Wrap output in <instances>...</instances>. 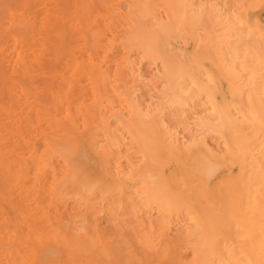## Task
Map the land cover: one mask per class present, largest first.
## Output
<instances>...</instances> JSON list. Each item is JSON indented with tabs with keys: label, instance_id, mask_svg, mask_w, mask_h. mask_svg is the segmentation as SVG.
I'll list each match as a JSON object with an SVG mask.
<instances>
[{
	"label": "bare ground",
	"instance_id": "6f19581e",
	"mask_svg": "<svg viewBox=\"0 0 264 264\" xmlns=\"http://www.w3.org/2000/svg\"><path fill=\"white\" fill-rule=\"evenodd\" d=\"M65 1H67V0H11V1L2 0V2H0V13L3 15V17L2 16L1 17L3 19L6 18L5 22L3 20H2L3 22L1 21L2 18L0 19V21H1L0 22V41H2V39H3V41L6 40L5 41L6 43L3 42L5 44H3V43H2L3 45L0 44V46H1L0 47V83L4 79L5 75H8V76L11 75V79H9L8 82L4 81V83H6L5 85H0V111H1L2 116L4 117L3 119H0V237H2V238L6 237L8 239V242L6 245H8V243H9L8 246L10 247L11 252H13V254L15 256L14 259L12 257L8 261L9 262L15 261V260L17 261L19 259V261H17L16 264H76V262H77V261L74 262V259H71L69 257L64 258V259H66V261H64L63 257L59 253L60 252L59 247H55V248H58L59 252L53 251L54 253H49V254L43 253L46 250L45 247H48V246L51 247V245H53L54 242H57L62 237V235H61V233H57L56 231H53L52 233L49 232L50 234L45 233L44 229L41 228L40 218L38 216L39 215L38 209L40 208V204H42V206H43V204H44L43 201L46 199H44V196H43L44 192L36 189V188H38V181H36L35 183L33 182L34 185L31 187L25 186V181L31 173H33L35 175V177L39 178V176H41V173L43 172V170L45 171V170L50 169L52 175L48 176L47 179H49V177H50L51 180H53L52 183H54V180L56 179V177L59 178V180L57 182L58 184L56 183L53 186V187H55V189H53V191L55 190V195H56L57 201H61L62 199H64L67 196H71V197L76 196V197H79L81 200L83 199L84 200L83 203L86 204L88 207H94L95 204L98 203L97 202L98 198H96V197L99 195L100 200L105 201L104 205L102 207L105 209H108L109 212H110V210L111 211L116 210V207H115L116 203L115 202H117V204H118V202H122L124 207H132L133 206L132 202L135 201L134 200L135 198L133 199L131 197L130 193L128 192V186L126 183L128 180H130V178L137 179V174L139 173L138 171H135V170L134 171L133 170L132 171H124L121 167L115 166V167H112V169H114L112 172H108V171H106L107 168H104L103 171L101 170L102 171L101 174H102L103 178L101 181H98L97 179H95L96 175L94 174V172L89 171L90 169H88L89 173H87V169L83 170V167L87 168V167L92 166V165L90 166L91 161L89 162V160L91 158L89 157L90 159L87 160L88 158L86 157L89 155H86V152L79 149L78 145H81L82 143L81 144L78 143V145H77L76 139H75V138L80 139L83 136H85L84 133H86V130L84 128H83L84 133L82 132L80 134V135H82V137L79 138L78 137L79 134H78V136L75 135L76 136V137L74 136L75 138L70 137V136L62 133V130H59V128H58V130L56 129L57 131H55L52 129V126L51 127L48 126V124L52 125V123H49V117H51L50 116L51 113L47 114V116L44 119V122H45V124H47V128L51 130L50 131L51 133L48 132V138H47L48 143L46 144L45 149H43V150H45V153L44 154L42 153L45 156V158L42 154H40L41 156L38 154L35 155L38 150L35 152V150L30 148L29 144H31V143L28 144V139L23 136L24 131H22V128L29 129L28 130L29 132H31L32 128H33L32 131L34 130L35 127H32L30 122L28 123V125H22L23 122L29 121L31 119V116L27 115L24 118V120L15 118V116L14 117L11 116L12 112H14L12 110V105H9V103L6 102L7 99L5 101H3L6 97L4 99L1 98V97H4L3 94H5V95L10 94L11 96H14V95H17V96L21 95L22 96V95L28 94L29 92H31L30 87L27 86V84H25L24 82H25V78L27 79L28 78L27 76L29 74H38V75L39 74H41V75L42 74H47V75L48 74L49 75L56 74V72L59 71V69L57 70V68L60 65L63 67L66 75H68V76L85 74V76L88 79L91 78L93 80V82L95 83L94 86L98 90L99 94L101 95V96H99V98L103 97L105 99L103 101V105L101 106V108H103L105 112L103 113L101 110L99 111L98 107L94 106V103H96V102H94L93 104L91 102L90 104H92V106L89 109L87 108L85 110V112H82L81 103H79V102L77 103L75 101L74 102L75 104H73V105H76L74 110H75L76 114L80 115V117H81L80 121H81L82 125H84V126H86V125L96 126L97 127L96 131L101 133V139L103 137L102 141H104V143H105V144L102 143L103 146L100 147L101 148L100 153L103 156V160L105 161L104 165H106L107 163L110 162V157H114L117 153H119L120 140L115 136V132L111 131L112 127L110 129V126L108 125L105 116L106 115L110 116V115H112V113L116 114L118 110L114 111V109L120 108L119 106H126V104H125L126 101L122 97H120L118 99V97H119L118 96L117 99L116 98L115 99H116V102L120 100L119 102H117V104H120V105H118V108H115L113 106L115 104L114 97H112L113 99H109V97H105L107 95V93L104 92L105 81H106L105 80V77H106L105 72L101 68H100V70H102V71L100 73L97 72V69L95 68V64H93L94 60L92 58H90V56L87 58L86 63H83L81 61L79 62V61H75V60H73V61L68 60L67 56L69 57V55L67 54L68 53L67 47H68V49H70L69 47L72 46V44H75V42L72 43L73 41H70L71 42L70 44L67 43L66 33H65V32H68L67 30H65V28H66L65 21H66L67 17L70 18L71 15L73 14L75 16L74 19L78 20V22H79V23H76L77 28H75L74 30L84 34L85 33V23H86V22H84V20L87 17H89V18L92 17L90 14H92L94 12H91V10L89 9L90 6L88 7V5L86 7H83L80 5V8H79V5L75 4L74 6H71V7L68 6V8H67L65 6L66 5ZM152 1H154V0H128L129 12L132 14L130 16V18H131L130 24L132 23L130 26L131 27L130 29L132 32H131V34L128 32L129 33L128 36L124 35L126 37L125 39L127 40L126 42H127L129 48H130V44H131V49L133 46L134 47L140 46L141 49L143 47V49H142L143 59H144V57L147 60H148V58H150L151 59L150 63L153 61L152 59L156 60L157 57L159 58V56H158L159 50L157 48H154V49L150 48L146 44H145L146 46L144 45V41H146V40H142V28H143V24L146 23L147 20L148 21L153 20L154 15H155L154 12L157 10L155 8L156 6L152 7V3H153ZM170 1L172 2L170 4V7H171L170 9L174 10V12H173L174 15H175V13L177 14L178 12L186 13L187 10L189 9V7H187L188 4L182 0H170ZM231 1H233V0H231ZM70 2H72V1L69 0V3ZM233 2H236V1L234 0ZM96 3L98 5V2H96ZM84 4H87V2L84 1ZM227 4H229V3H227ZM153 5H156V4H153ZM233 6H235V5H233ZM116 7H117V3L114 1V3H112V5L110 7H108V10L109 11L112 10L113 12H116V11H118V9ZM182 13L180 15H182ZM247 15H248V13H247ZM4 16H5V18H4ZM99 19H100V21L103 20L102 17L99 18L98 13L95 14V17L93 18L94 23H97V21H99ZM200 19L202 20V18H200ZM82 21H83L84 25L81 24ZM174 21L171 20V23ZM196 22H199V21H196ZM234 23L236 26L237 25L236 22H234ZM173 24L174 23H172V25ZM194 24H193V26H194ZM159 25H161V24H159ZM64 26H65V28H64ZM88 26H91V25H88ZM189 26L192 27V25H189ZM125 28H127V27H125ZM183 28H185V27H183ZM102 29L104 30V28H102ZM116 29H115V31H116ZM162 30H163V28H162ZM162 30H159V31H162ZM36 31L39 33L40 40L44 44H46L45 45L46 47L41 48L39 51L34 49V46H35L34 43L35 42L32 41V40H35L34 39V37H35L34 33ZM204 31H203V33H204ZM188 32L191 33V31H188ZM217 32H219V31H217ZM87 33L89 34L88 31L86 32V34ZM163 33H165L164 30H163ZM182 33H183V31H182ZM88 34L86 36H89ZM156 34L158 35V33H156ZM68 35H70V34H68ZM129 35H131L132 37H130ZM149 35H151V33H149ZM160 35H158V36H160ZM187 35H190V34H187ZM120 36L123 37L122 35H120ZM148 36L145 35V37H148ZM162 36H164V35H161V38H162ZM143 37H144V35H143ZM167 37L170 38V36H167ZM67 38L69 39V36H67ZM242 38L243 37H241V39ZM155 39L157 40V37ZM77 40H78V38H77ZM210 40L211 39H209L208 44L213 43V42L210 43ZM152 41L154 43V40H152ZM158 41H159V39H158ZM68 42H69V40H68ZM183 42H185V41H183ZM183 42L181 41V43H183ZM76 43H78V42H76ZM101 43H102V41H101ZM122 43H124V42H122ZM233 43H236V42H233ZM38 44H40V43H38ZM66 44H68L67 47H66ZM237 44L238 43H236V45H235L236 47L238 45L241 46V43L238 45ZM150 45H152V42H150ZM108 46L110 48V45H108ZM211 46L213 47V45H211ZM239 46H238V51L240 49ZM160 47H162V46L160 45ZM185 47L186 46H184V49H186ZM209 47H210V45H209ZM181 48H183V46ZM200 49L205 50V48H200ZM172 51H169V52H172ZM176 51H177V49H176ZM205 51H204V53H205ZM70 52H71V49H70ZM98 52H101V51H98ZM108 52H107V54H108ZM226 52L228 53V51H226ZM110 53L108 55H110ZM261 54L264 55V52H262ZM136 55H138V54H136ZM164 55H165V52H164ZM260 56L261 55L259 54V57ZM45 57H52V60H46ZM104 57H105V54H104ZM107 57H105V58H107ZM137 57L139 59V55ZM185 58L187 59V57H185ZM201 58H203V57H201ZM232 58H231V60H232ZM102 59H104V58H102ZM127 60L129 61V59H127ZM127 60L125 59V61H127ZM213 60L214 59H212V61ZM104 61H105V59H104ZM94 62L96 63V61H94ZM99 62H101L100 59H99ZM101 63L103 64V62H101ZM122 63H123V61H122ZM155 63H156V61H155ZM159 63L162 64L160 61H159ZM227 63H229V62H227ZM48 64H50V65H48ZM51 64H53V67L51 66ZM97 64H99V63H97ZM118 64H120V63H118ZM241 64H242L241 73L244 74L245 72L242 68H244L245 65L243 62ZM177 65L178 64H176V66ZM183 66L184 65H182V67ZM82 68L83 69L85 68V71ZM166 68L169 69L165 75V76H167V82L166 83H168V91L170 92V94L173 95V97L176 96V94L183 95L184 92L185 93L188 91L190 92L191 89L188 90V89H186L187 87L188 88H190V87L194 88L195 93L199 97H203L202 99L206 98V100H208L209 104L211 103V106L213 107L212 110L216 111L215 113H219V114H217V118H218V122H219L217 124H219L218 127L220 128V130L222 132L225 131V133H223V136L225 138V141H224L225 149L223 152L226 156L231 157L233 160H235L238 163L239 169H240L239 174H238L239 180H238V182H236L232 179H229L226 176V175H228V172H226L224 170L221 171L220 178L223 179L225 177V182H226L225 188H224V190H225L224 194H225L226 199L224 200V198H222L223 203H220V204L218 202H216L215 204H212L213 205L212 206L211 203L208 202L205 205V201H208V200L206 199V195L204 196L203 189L205 188V186H209L210 183L215 184L218 181V177L215 175V171H212V168L214 166L212 165L213 167L210 168V163H212V162H209V160H208L207 155L209 153L203 149H200L201 147H199L198 150H197V147L194 150H192V149L189 150V149L183 148L182 143L177 139L176 135L174 136L175 133L173 134L168 130V129L172 128L173 124L171 125V128H169L168 125L164 124L163 121L158 119L159 117L156 118L157 116L154 117V115H153V117H151V118L149 117V120L151 121V125L147 124L148 125L147 127L150 126V129L146 128V126H145L146 123L142 122V116L145 113L144 114L142 113L143 114L142 115L138 110H132L130 113V118L128 121L124 118L122 119V118H116L115 117L114 118L115 119L114 124H116L118 127H124V129L126 128L127 131H129L131 129L127 128L125 123L128 122L129 124H131V125L135 124L136 126H137V124L139 126H141L142 125L141 123H144L145 128L141 127L140 129H144V130L148 129L149 132L153 127L155 128V125H157L159 130L157 129V131H155V133H156V135L157 134L158 135L155 137V134L153 133V131L150 134L152 136V138H153V136L155 139L158 137L156 140V143L153 140L148 141L152 145V146H150V151L152 153H154L153 155H155V156H159V153L164 154L163 156H164V160L166 161V163H164V166H162L163 169L161 171V174H169L166 177H162L159 175L160 172L153 174V173L149 172L150 171L149 170L147 179L145 178L146 180L143 183V184H146L143 188L144 189L143 192L146 194V198H144V199H146V201L149 203H157L158 204V211L162 213V215L164 216L163 218L166 221H169V223L173 224V226H175L179 230H181L180 233L182 234V238H183V234L190 236V243H191L192 248H193V252H192L193 257H191L192 259L189 262H187L186 264H264V132L261 135V137L258 139L255 138L256 136L253 137V134H257L258 131L260 133V131L262 129L264 130L263 122L261 121V116H260L258 110L256 108H254V106H250V107L244 106V105L241 106V104H240L241 107H239V103L236 104L232 100H231L232 102L229 103V106H231V107H229V108H231L230 111L232 110V106H234V103H235V108H239V110L234 109L233 112H235L237 110V113L235 112L231 116H230V114L228 116L225 115V113L222 112V109L215 103V101L213 100V97H211V94L208 93L210 88L208 87L209 89H206V87L204 88V86H201L199 83V77L203 78L202 77L203 75L205 77L206 73L203 74L202 76L198 75L199 77H196L197 75H194L192 72H190V70L187 69V71H184L183 69L180 68L179 69V70H181L180 72H182V71H184V72H183V75L182 74L178 75L179 72L176 71V72H178V74H175V72L172 70L173 68L171 67L172 69H170L167 64H166ZM166 68H165V71H166ZM174 68H176V67H174ZM183 68L185 69V67H183ZM122 69H123V67H122ZM124 69H126V68L124 67ZM215 70H216V68H215ZM105 71H106V69H105ZM113 71H114V69H113ZM124 71H126V70H124ZM158 71H160V70H158ZM165 71H164V74H165ZM120 72L122 73V70H119V73ZM185 72H188V73L186 75H184ZM219 72H222V71L219 70ZM237 72H240V71H237ZM111 73L112 72H109L107 74L111 75ZM124 74L125 73H122V75H124ZM160 74H159V76H160ZM86 77L83 79L87 80ZM224 77L225 76L222 75V78H224ZM236 77L239 78L240 75L236 76ZM236 77H235V79H237ZM233 78H234V76H233ZM119 80L121 81V78ZM223 81H225V80H223ZM50 82H51V80H50ZM50 82H49V84H53V82L52 83H50ZM109 82L111 83V81H109ZM78 83L80 84L81 82L79 81ZM206 83H207V81L205 82V84ZM228 83H227V85H228ZM236 83H238V82H236ZM247 83H250V82H247ZM49 84L45 85V87H44L45 90H47L51 86V85L49 86ZM257 84H261V81H258ZM116 85H117V83H116ZM207 85H208V83H207ZM249 85L250 84H248V87H249ZM54 86H55V84H54ZM233 86L234 85H231L230 87L234 88ZM44 88L42 89V91L44 90ZM52 88H53V90L55 89L54 87H52ZM52 88H49L51 93L55 92L52 90ZM64 88L65 87H63L62 91L64 90ZM75 88H78V87L76 86ZM83 89H82V91H83ZM125 89H126V87H125ZM117 90L118 89H116L115 91H117ZM234 90L235 89H233V91ZM68 92H69V90H68ZM117 92H121V91H117ZM31 93H33V92H31ZM71 93L75 94L74 91ZM60 94L61 93H59V96H61ZM110 94L111 93L109 92V95ZM167 94H168V92H167ZM10 95H8V96H10ZM42 95L44 96L43 92H42ZM42 95H40L39 97L41 99L45 98ZM65 96H67V94ZM88 96H90V95L88 94ZM111 96H113V93L111 94ZM73 97H74V95H73ZM256 97H258V95ZM91 98H94V97H91ZM38 99H37V101H38ZM76 99H78V98H76ZM86 99H87V97H86ZM86 99H84V100H86ZM19 100H21V98ZM43 100H42L43 104L47 105V103H49L46 101V98H45V101H43ZM57 100L59 102L55 103L56 108H58L57 106H59V108H60L61 105L65 106V107H63L64 112H63L62 116H60L61 114L59 115L61 117V119H59L58 122L61 123V125L66 124L71 129H75L77 127V126H75V122H76L74 120L75 117H73V114H71V108L73 106L70 107L71 103L69 102L67 97L63 98L62 100H60L58 98ZM63 100H64V102H63ZM88 100L90 101L91 99L88 97ZM92 100H94V99H92ZM201 100H200V102H201ZM11 101H12V99H11ZM112 101L114 102L113 105H112ZM13 102H15V100ZM202 102L207 105V103L204 102V100ZM85 103L88 104V102H85ZM223 104H224V102H223ZM225 104H226V102H225ZM263 104H264V102H263ZM193 105H196L197 108L198 107L200 109L202 108L200 103H199L200 106H198L196 103ZM33 106H34V104H33ZM127 106H128V103H127ZM205 106L203 107V109H201V112H200L201 114H204L208 110V107L205 108ZM168 107H170V106L168 105ZM180 107H181V105H180ZM196 107L191 108V105H189V108H190L189 110L195 109L199 113V110H198L199 108L197 109ZM133 108H134V106H133ZM186 108H188V106ZM204 108L206 109V111H204ZM210 108L208 111H210ZM127 109H128V107H127ZM179 110H180V112L176 111L179 114L174 116L175 113L173 112L174 113V114H172L173 116L172 117L170 116L171 117L170 119L166 118V121H167V119H169L168 122L175 123V121H177L180 123V126L182 125L183 127H185V130H186V128H187L186 126L190 120L187 117L188 116L187 115L188 113H186L187 110L185 112L181 111L180 108H179ZM20 111H23V110H20ZM196 111H194V112H196ZM202 111H204V113H202ZM52 112H54V111H52ZM57 112H60V110L58 111V109H57ZM153 112H154V110H153ZM194 112H191V114H189L190 118H193V117H191V115ZM157 113H156V115H158ZM184 114H186V115H184ZM201 114H198V115H201ZM234 115H236V116L234 117ZM225 116H226V120H225ZM143 117L145 118V115ZM195 120H197V119H195ZM30 121H32V120H30ZM147 122H149V121H147ZM179 123H176V125H178ZM32 124H33V122H32ZM55 124H57V122ZM194 124H196V122ZM201 124L204 127L206 123L202 122ZM38 125H36V126H38ZM80 125H79V129H81L80 127L82 126V125L81 126ZM152 125H154V126L151 127ZM189 125H190V123H189ZM189 125H188V127L190 128ZM240 126L242 127V129L240 128ZM247 126L248 127L252 126L251 129L254 128V133H253V131H250L251 129H249L247 131ZM128 127H129V125H128ZM173 127H175V130L177 129L175 124ZM257 127L259 129L260 128H262V129L256 131L257 129H255V128H257ZM203 129H205V127ZM92 130H91V133L95 134V132H94L95 129H94V131H92ZM136 130H137V128H136ZM144 130H142V131H144ZM54 132H55V134H52ZM64 132H65V130H64ZM132 132L133 131H130V134ZM145 132H147V130ZM70 133H72V132H70ZM118 134H119V132H118ZM118 134H116V135H118ZM178 134H179V132H178ZM46 135H47V133H46ZM137 135H134V136L137 137ZM148 135H146L145 138ZM71 136H73V134ZM14 137L18 138V141L14 140ZM86 137L88 138L87 135H86ZM138 137H140V136H138ZM188 138H189V136H188ZM252 138H255L254 140H257V143H258L257 148L256 149L253 148L254 150H256V155H254L253 157H251V153H252L251 151H253V150L249 149V145H250V143H252V141H251ZM88 139H86L85 143L87 142ZM193 139H195V138H193ZM98 140H100V139H98ZM98 140H96V141H98ZM190 140H192V139H190ZM53 141L55 142V144H53V146H50L53 143ZM78 142H79V140H78ZM90 142H91V140L89 141V143ZM154 143H155V145H154ZM220 143H219V145L223 147V145ZM96 144L97 143H95V145ZM83 145H86V144H83ZM97 146H98V144H97ZM88 147H91V146L88 145ZM93 148L94 147H92L91 149H93ZM19 150H22V151L26 150V151L23 153V152H19ZM24 154H25V157L28 156L27 157L28 162H26V160L24 159L25 157L24 158L22 157V156H24ZM89 154L91 156V153H89ZM92 156H93V154H92ZM160 156H162V155H160ZM211 156H212V154H211ZM52 157H57L58 160L61 161V162H59L60 166L63 163V168L60 169L58 172H55L53 169V166H51ZM119 157H118V159H119ZM183 158H187L186 160L191 159V163H190L191 167L190 168H182L184 173L181 174L180 168L178 167L177 163L180 159H183ZM248 159L250 161H247ZM96 161H97V159H96ZM115 161H116V159H115ZM118 161H120V160H118ZM145 163H146V161H145ZM92 164L96 165L95 162ZM146 165H147V163H146ZM98 166H99V164H98ZM92 168H94V167H92ZM213 169H215V168H213ZM109 170H111V169H109ZM145 170H146V168H145ZM153 172L155 173V171H153ZM213 172H214V174H213ZM216 172H218V171H216ZM80 178L81 179L83 178L82 181H84V182H82V181L80 182ZM29 181H31V180L29 179ZM29 181H28V183H29ZM43 181H45V180H43ZM46 181H48V180H46ZM140 182L142 183V180H140ZM78 183H80L81 185L78 186ZM49 186H51V185H49ZM35 189H36V191H34ZM209 189H210L209 193L211 195V193H212L211 192V186ZM44 190H46V189H44ZM50 190H51V188H50ZM213 191H214V189H213ZM30 193H33L36 196H38L37 198H35L37 200L35 202L33 201L34 203H36V202H38V203L33 205L31 203V201H29L28 194H30ZM195 197H197V199H195ZM220 200H221V198H220ZM220 200H218V201H220ZM220 202H222V201H220ZM209 203H210V206L208 205ZM207 205L209 207H207ZM46 208H48V207H46ZM138 209H140V208H138ZM142 211H144V210L142 209ZM131 215L132 214H130V216ZM131 217L133 218L134 216H131ZM128 218L130 219V217H128ZM124 219H126L125 221H127L128 223H129V221H130V223L134 222V221H132V219H130V220H128L127 218H124ZM133 220H135V218ZM135 222H137V221H135ZM182 222L186 223L187 227L190 230V235L185 234L184 233L185 230H183L184 232L182 231V229H181L182 228L181 227ZM109 225H111V224H109ZM184 225L182 224V226H184ZM123 226H124V224H123ZM127 226L129 227V225H127ZM133 226H135V225H133ZM145 227L143 229L147 228V227L146 228ZM57 228L59 229V227H57ZM116 228H117V226H116ZM126 229H128V228H126ZM136 229H138V227ZM111 230H114V228H112ZM116 231H119V229ZM146 231L148 233L150 230L147 228ZM126 232L127 233L130 232V230H127ZM127 233H126V237L130 235ZM135 233H137V232H135ZM138 235H139V237L141 236L140 234H138ZM142 236H141V238H139L137 236L139 238L138 241H136L137 238L134 239L135 236H133L134 238L132 239V242L133 243H135L134 241L138 242L139 245H141V246H138L135 243L134 245H136V247H142L143 246L146 249V251H149V253H150V251H152V248L154 247V242L152 241L151 238H149L150 235L144 236V237H142ZM178 236H179V232H178ZM130 237H127V238H129V240H131ZM180 238H181V236H180ZM56 239H58V240L56 241ZM4 240H5V238H4ZM101 241H102V239H101ZM128 241H126V242H128ZM155 241H157V240H155ZM133 243H131V244H133ZM2 244L4 245V242ZM102 244H103V246H101L100 250H98L99 254H103V252L106 250L105 249L106 245L104 243H102ZM64 245H65V243H64ZM67 245H69V244H67ZM71 245L74 246L75 244H71ZM128 245H130V244H128ZM77 246H78V244H77ZM109 246H111V245H109ZM44 248H45V250H43ZM0 249H2V248H0ZM10 249H9V251H10ZM60 249H62V248H60ZM73 249H74L73 251H75L76 253H78L80 251L79 248H77L76 246ZM80 249H82V248L80 247ZM5 250H8V248ZM62 250L66 251L67 249L66 250L62 249ZM0 251H2V250H0ZM63 251H61V253ZM112 251H113V249H112ZM143 251H144V249H143ZM80 252H82V250ZM106 252H105V254H106ZM8 253L9 252L7 251L6 257L4 256V253H3V256H4L3 259L10 257V255ZM84 253L83 254L80 253V254L84 255ZM144 253H146V252H144ZM13 254L11 256H13ZM105 254H103V255H105ZM147 254H148V252L146 253V256H147ZM62 255H64V252L62 253ZM66 255H68V252L66 253ZM110 255H112V254H110ZM118 255H120V254H118ZM72 256H74V255H72ZM80 256L79 257L77 256V257L81 258L80 260H83L84 256L83 257L82 256L80 257ZM146 256H145V259L141 260V263L139 262L140 264H142V262H144L143 260H148V259H146L147 258ZM94 257H95V259H97L96 256H94ZM113 257H115V256H113ZM85 258L86 259H84L83 262L81 261L79 263V261H78V264H83V263H85V264H94L95 263L96 264V263H98L96 261H94V263H92L93 259L91 258V256H90V258H88V256ZM180 258H182V257H180ZM89 259H92V260H89ZM8 261L6 259V263H8ZM111 263H112V260H111ZM132 263L134 264L135 262H132ZM13 264H14V262H13ZM100 264H104V263H100ZM137 264H138V262H137ZM145 264H150V261H147V263H145ZM151 264H152V261H151Z\"/></svg>",
	"mask_w": 264,
	"mask_h": 264
},
{
	"label": "rangeland",
	"instance_id": "374dc122",
	"mask_svg": "<svg viewBox=\"0 0 264 264\" xmlns=\"http://www.w3.org/2000/svg\"><path fill=\"white\" fill-rule=\"evenodd\" d=\"M8 1H11V0H8ZM71 1H72V2H70L71 4L69 3V0L65 1V4H66L65 6L67 8H68V6L71 7V6H74L75 4L79 5V8H80V5L83 7H86L88 5V7L90 6L89 9L91 10V12H94V13L90 14L92 17H90V18L87 17L84 20V22H86L84 34L74 30L75 28H77L76 23H79L78 20L74 19L75 16L72 14L70 18L67 17V19L65 21L66 28L64 26L65 30L68 31V32H65L67 43L70 44L71 43L70 41H73L72 43L75 42V44H72V46L69 47L71 49V52H70V49H68V47H67L68 44H66L67 52H68L67 54L69 55V57L67 56L68 60H71V61L75 60V61H79V62L81 61L83 63H86L87 58L90 56V58H92L94 61H96V63L93 61V64H95V68L97 69V72L100 73L102 71V70H100V68L103 69L105 72V76H106L105 80L106 81H105L104 92H106L108 95V96L106 95L105 97H109V99H113L112 97H114V101H115L116 105L114 104L113 101H112V105L114 104L113 106L115 108H118V105H120V104H117V102H119L120 100L116 102V99L118 96H119L118 99L120 97H122L126 101V102L124 101L126 106H119L120 108L114 109V111L118 110L116 114L112 113V115H110V116H107V115H106L107 117L105 116L106 121H107L108 125L110 126V129L112 127L111 131H114L115 136L120 140L119 153H117L114 157H110V162L107 163L106 165H104L105 161L103 160V156L100 153V151H101L100 147H102L103 144H105V143H104V141H102L103 137L101 139V133L96 131L97 130L96 126L86 125L87 126L86 127V126L82 125L81 121H80L81 120L80 115L76 114V112L74 110L76 105H73V104H75L74 103L75 101L77 103L78 102L81 103L82 112H85V110L87 108L89 109L92 106V104L94 102H96V103H94V106L98 107L99 111L101 110L103 113L105 112L104 109L101 108V106L103 105V101L105 99L103 97L99 98V96H101V95L99 94L98 90L95 88V86H94L95 83L93 82V80L91 78L88 79L85 76V74L68 76V75H66L63 67L61 65L60 66L58 65L59 67L57 68V70L59 69V71H57L56 74H52V75H49V74L48 75L47 74H42V75L41 74H39V75L38 74H29L27 76L28 78L27 79L25 78L24 83L30 87V91L33 93H31V92H29L28 94L25 93L26 95H22V96L21 95L20 96H17V95L11 96L10 94H8L10 96H8L7 94H6L7 95L6 96L5 94H3L4 97H1V98L4 99L6 97L3 101H5L7 99L6 102H8L9 105H12V110L14 112H12L11 116H13V117L15 116V118H18L21 120H24V118L27 115L31 116L30 120H32V121L29 120V121L23 122L22 125H28V123L30 122L31 126L35 127L34 130L32 131V129H33L32 128L31 132H29L28 131L29 129L22 128V131H24L23 136L28 139V144L31 143V144H29L30 148L35 150V152L38 150L35 155H37V154L40 155L42 153L43 154L45 153V150H43V149H45V146L48 143L47 142L48 132H50L51 130L47 128V124H45L44 119L47 116V114L51 113V115H50L51 117H49V123H52V125L48 124V126H50V127L52 126V129L55 131H57L59 128V130H62V133L66 134L70 137H74L75 135L78 136V134H79L78 137L80 138V137H82V135H80V134L82 132L84 133V129L86 130V133H84L85 136H83L80 139L75 138L76 136L74 138L76 139L77 145H78V143H80V144L82 143L81 145H78V146H79L80 150H83L84 152H86V155H89V156H86L88 158L87 160H89L91 158L89 160V162L90 161L91 162L93 161L92 163L95 162L96 165H93L90 162V166L92 165L91 167H87V168L83 167V170L87 169V173H89V171L94 172V174L96 175L95 179H97L98 181H101L103 178V176L101 174L103 169L107 168L106 171L112 172L114 170V169H112V167H115V166L121 167L124 171H132V170L134 171L135 170V171H138L139 173L137 174V179L130 178V180H128L126 183L128 186V192L130 193V195L133 199L135 198L134 199L135 201L132 202L133 206L132 207H124L122 202H118V204H117V202H115L116 203L115 204L116 210H112V211L110 210V212L108 209H105L102 207L104 205L105 201L100 200L99 195L96 197V198H98L97 202L99 204L96 203L94 207H88L86 204L83 203L84 202L83 199L81 200L79 197H76V196H72V197L67 196L64 199H62L61 201H57L56 195H55V190L53 191V189H55V187H53V186L58 182L59 178L56 177V179L54 180V183H52L53 180H51L50 177H49V179H47L48 176L52 175L50 169L45 170V171L43 170V172L41 173V176H39V178L35 177V175L33 173H31L25 181V186L31 187L34 185V183L36 181H38V188H36V189L43 191L44 192L43 193L44 199H46L43 201L44 202L43 206H42V204H40V208L38 209V211H39L38 216L40 218V226L42 229H44L45 233H49V232L52 233L53 231H56L57 233H61V235H62V237L59 240L56 239V241L57 240L58 241L54 242V244L51 245V247H49V246L45 247L46 250L44 248L43 250H45V251L43 253L49 254V253H54V252L60 251L59 253L63 257L64 261H66V259H64V258L69 257L71 259H74V262L77 261L76 264H78V261H79V263L81 261L83 262V260L86 259L85 257H87V256H88V258H90V256H91V258L93 260L92 259H89V260H92L93 261L92 263H94V261L98 262L96 264H100V263H104V264H130L131 263V264H133L132 262H135L134 264H137V262H138V264H140L141 260L145 259L146 253L148 252L149 255L147 254V256H146L147 257L146 259H148V260H143L144 262H142V264L147 263V261H150V264H151V261H152V264H171V263L172 264H174V263L175 264H186L187 262H189L192 259L191 257H193V253H192L193 248H192V245L190 243V236L183 234V238H182V234L180 233L181 230H179L177 227L173 226V224L169 223V221H166L163 218L164 216L162 215V213L158 211V204L157 203H149L146 201V199H144V198H146V194L143 192V190H144L143 188L146 184H143V183L147 179L149 172H151L153 174L160 172L159 175L162 177H166L169 175V174H161V171L163 169L162 166H164V163H166V161L164 160V156H163L164 154L159 153V156H155V155H153L154 153H152L150 151V146H152V145L148 141L153 140L156 143V140L158 138L157 137L155 139L154 136L152 138V136L150 134L153 131V133L155 134V137H156L158 134L156 135L155 131H157L158 126L155 125V128H154L153 127L154 125H152L151 127H153V128L149 132L148 129H150V126L147 127L148 126L147 124L151 125V121L149 120V117L151 118V117H153V115H154V117L157 116L156 118L159 117L158 119L163 121L164 124L168 125L169 128H171V125L173 124L171 129H168V128L167 129L171 133H173V134L175 133L174 136L176 135L177 139L182 143L183 148H186L189 150L190 149L194 150L197 147V150H198L199 147H201L200 149H203L209 153L207 155L208 160H209V162H212V163H210V168L214 166L213 168H215V169L212 168V171H215V175L218 177V181L215 184L210 183L209 186H205V188L203 189L204 196L206 195V199L208 200V201H205V205L208 202H210L211 205L215 204L216 202H218L219 204L223 203L222 198H224V200L226 199L225 194H224L225 193L224 188H225L226 182H225V177L223 179L220 178L221 171L224 170V171L228 172V175H226L227 178L238 182V180H239L238 174H239L240 169H239L238 163L235 160H233L231 157L226 156L223 152L225 149V146H224L225 138L223 136V133H225V131L222 132L220 130V128L218 127L219 124H217V123H219V122H218L217 114H219V113H215L216 111L212 110L213 107L211 106V103L209 104V102H208V100H206V98L202 99L203 97H199L195 93L194 88H191V87L188 88L187 87L186 89H188V90L191 89L190 92L189 91L186 93L184 92L185 94L183 93V95L176 94V96L173 97V95L170 94V92L168 91V83H166L167 82V76H165V75H166L167 71L169 70L166 68V64L168 65V67L170 69L173 68L172 70L175 72V74H178V72H179L178 75H180V74L183 75V72L187 71V69L190 70V72H192L194 75H197L196 77L202 76L203 74L206 73L205 77H204V75L202 76L203 78L199 77V83L201 86H204V88L206 87V89L210 88L208 93L211 94V97H213V100L222 109V112H224L225 115L228 116L230 114V116H231L235 112L237 113V110L235 112H233L234 109L239 110V108H235V103L236 104L239 103V107H241L243 105L249 106V107L254 106V108H256L258 110V112L261 116V121L263 122V126H264V104H263V102H264V55L261 54L262 52H264V0H235L236 2H233L234 0L233 1L230 0L231 2L229 0H182L188 4L187 7H189V9L187 10L186 13L178 12L177 14L175 13V15L173 13L174 10L170 9L171 8L170 4L172 3L170 0H154V1H152L153 2L152 7L156 6L155 8L157 10L154 12L155 15H154L153 20H150V21L147 20L146 23L143 24V28H142V40H146V41H144V45L146 44L150 48H153V49L157 48L159 50V52H158L159 58L157 57L156 60L152 59L153 61L151 63H150V60H151L150 58H148V60H147L144 57V59H143V51H142L143 47L141 49L140 46H135V47L133 46L131 49V44H130V48H129L128 44L126 42L127 40L125 39L126 38L125 36H128V34L129 33L131 34V32H132L130 29L131 28L130 26L132 24V23L130 24V19H131L130 16L132 14L129 12L128 0H71ZM84 1H86L87 4H84ZM114 1L117 3L116 8L118 9V11H116V12H113L112 10L111 11L108 10V7H110L112 5V3H114ZM0 2H2V0H0ZM96 2H98V5ZM227 3H229V4H227ZM153 4H156V5H153ZM233 5H235V6H233ZM97 13L99 14V18L102 17L103 20L100 21V19H99V21H97V23H94L93 18L95 17V14H97ZM181 13H182V15H180ZM247 13H248V15H247ZM1 16L3 17V15L0 13V19L2 18ZM4 18H5V16H4ZM200 18H202V20ZM2 20L5 22L6 18L5 19L2 18L1 21ZM171 20L172 21L175 20L174 22H172V23H174L173 25L171 23ZM196 21H199V22H196ZM234 22H236L237 25L240 23L238 25L239 27L237 25L235 26ZM81 24L84 25L83 21L81 22ZM159 24H161L162 26L164 25V26L162 27ZM193 24H194V26H193ZM88 25H91V26H88ZM189 25H192L193 28ZM125 27H127V28H125ZM183 27H185V28H183ZM102 28H104V30ZM162 28L165 31V33H163ZM115 29H116V31H115ZM159 30H162V31H159ZM87 31L89 32V34L87 33L89 36H86ZM179 31L181 33L183 31V33L181 34ZM188 31H191V33H189ZM203 31H204V33H203ZM217 31H219V32H217ZM149 33H151V35H149ZM156 33H158V35L161 34L164 36H162V38H161V35L158 36ZM68 34H70L71 36L73 35L74 37L73 36L71 37ZM187 34H190V35H187ZM34 35H35V37H34L35 40H32L35 42L34 43V45H35L34 49L39 51L41 48L46 47L45 46L46 44H44L40 40L39 33L37 31L34 33ZM120 35H122L123 37H121ZM143 35H144V37H143ZM145 35H147V36L149 35V36L145 37ZM67 36H69V39L67 38ZM129 36L132 37L131 35H129ZM167 36H170V38ZM156 37H157V40L155 39ZM241 37H243V38L241 39ZM77 38H78V40H77ZM158 39H159V41H158ZM209 39H211L210 43L213 42L212 44H208ZM68 40H69V42H68ZM152 40H154V43ZM5 41L6 40L3 41V39H2V41H0V44L1 45L5 44L6 43ZM101 41H102V43H101ZM181 41L182 42L185 41V42L181 43ZM3 42H5V43H3ZM76 42H78V43H76ZM122 42H124V43H122ZM150 42H152V45H150ZM233 42H236L238 44L241 43V46H239L237 44L240 48L239 51H238V46L236 47L235 46L236 43H233ZM38 43H40V44H38ZM108 45H110V48ZM160 45L162 47H160ZM209 45H210V47H209ZM211 45H213V47ZM180 46L181 47L183 46V48H181ZM184 46H186L185 47L186 49H184ZM200 48H205V50L206 49L207 50L205 51L204 49H200ZM176 49L178 52L176 51ZM203 50L205 51V53ZM98 51H101V52H98ZM169 51H172V52H169ZM226 51H228V53ZM107 52H108V54L111 52L110 55H108ZM164 52H165V55H164ZM104 54H105V57L108 56L109 58L108 57L105 58ZM136 54L139 55V59L137 57L138 55H136ZM259 54L261 55L260 56L261 58L259 57ZM200 56L203 58H201ZM185 57H187V59ZM102 58H104L105 61ZM231 58H232V60H231ZM45 59L46 60H52V57H45ZM99 59L101 62H103L104 65L101 62H99ZM125 59L126 60L129 59V61L127 60L128 61L127 62V61H125ZM184 59L186 61L187 60L188 61L186 62ZM212 59H214L215 61L214 60L212 61ZM122 61H123V63H122ZM155 61H156V63H155ZM159 61L162 64H160ZM227 62H229V63H227ZM242 62L245 65V67L242 69L244 70V72H245L244 74L246 76L243 73H241V67H242L241 63ZM97 63H99V64H97ZM118 63H120L122 66ZM176 64H178V65L176 66ZM48 65H50V64H48ZM182 65H184L183 67H185V69L182 67ZM51 66L53 67V64H51ZM173 66L176 68H174ZM122 67H123V69H122ZM124 67L126 69H124ZM112 68L114 69V71ZM165 68H166V71H165ZM180 68L183 69L184 71L180 72L181 71V70H179ZM215 68H216V70H215ZM105 69H106V71H105ZM83 70L85 71V68ZM119 70H122V73H125V74L122 75L121 72L119 73ZM124 70H126V71H124ZM158 70H160V71H158ZM163 70L165 71V74H164ZM219 70L222 72H219ZM176 71H178V72H176ZM237 71H240V72H237ZM109 72H112L111 75L107 74ZM158 73L159 74L161 73L160 76ZM187 73L188 72H185L184 75H186ZM222 75L225 77L222 78ZM235 75L236 76L240 75V77L238 78ZM233 76H234V78H233ZM85 77L87 78V80L83 79ZM235 77L237 79H235ZM120 78H121V81L119 80ZM9 79H11V75L10 76L5 75L4 79L1 81L0 85H5L6 83H4V81L8 82ZM50 80H51V82H50ZM108 80L111 81L112 84ZM223 80H225V81H223ZM79 81L81 82L80 84L78 83ZM206 81H207L208 85H207V83L205 84ZM258 81H261V84H257ZM49 82L50 83L53 82V84H49ZM236 82H238V83H236ZM247 82H250V83H247ZM116 83H117V85H116ZM227 83H228V85H227ZM46 84H49V86L51 85L49 88L54 87L55 89L53 90V88H52V90L55 92L51 93L49 88L47 90H45L44 87ZM54 84H55V86H54ZM248 84H250L249 87H248ZM75 85L78 88H75L76 87ZM231 85H234L233 86L234 88L230 87ZM63 87H65V88L62 91ZM125 87H126V89H125ZM43 88H44V90L42 91ZM82 89H83V91H82ZM116 89H118L117 91H121V92L115 91ZM233 89H235V90L233 91ZM68 90H69V92H68ZM41 91L43 92L44 96L42 95ZM73 91L75 94L71 93ZM109 92L111 94L113 93V96H111V94L109 95ZM167 92H168V94H167ZM59 93H61L60 94L61 96H59ZM66 94H67V96H65ZM88 94L90 96H88ZM40 95L45 97L46 101L49 102V103H47V105L42 103V100L44 99L43 101H45V98L42 97L43 99H41L39 97ZM73 95H74V97H73ZM257 95H258V97H256ZM65 97H67L69 102L71 103L70 107L73 106L71 108V114H73V117H75V119L73 118L76 121L75 126H77L75 129H71L66 124L61 125V123L58 122L59 119H61L60 116H62V114L64 112L63 107H65V106L61 105L60 108H59V106H57L58 108H56L55 103L59 102L57 100L58 98L60 100H62ZM86 97H87V99H86ZM88 97L91 100L92 99H94V100L89 101ZM91 97H94V98H91ZM20 98L22 101L19 100ZM36 98L37 99L39 98L38 101ZM76 98H78V99H76ZM83 98L86 99L87 101L84 100ZM11 99H12V101H11ZM199 99L200 100L202 99L201 102ZM14 100H15V102H13ZM203 100H204V102L207 103V105L202 102ZM231 100L235 103H234V106H232V110L230 111L231 108H229V107H231V106H229V103L232 102ZM63 102H64V100H63ZM85 102H88V104ZM91 102H92V104H90ZM198 102L200 103V105L202 107L201 109H203V107L205 105H206L205 108L208 107V110L211 107L210 111L212 110L211 112L213 114L208 110L206 111L205 108H204V111H206V112L204 113V111H202V113H204V114H201L200 113L201 109L199 107H198L199 108L198 109L196 107V105H193L196 103L198 106H200ZM223 102H224V104H223ZM225 102H226V104H225ZM127 103H128V106H127ZM33 104H34V106H33ZM240 104H241V106H240ZM168 105L171 108L168 107ZM180 105L182 108L180 107ZM189 105H191V108L196 107L199 110V113L195 109L189 110L190 109ZM133 106H134V108H133ZM187 106H188V108H186ZM121 107L122 108L126 107V108L122 109ZM127 107H128V109H127ZM178 107L181 109V111L185 112L187 110L186 113H188L187 117L190 119L189 120L190 125L187 122L188 124L186 126L187 127L186 130H185V127H183L182 125L180 126V123L177 121H175V123L168 122L169 119L173 116L172 114L175 113L174 116L179 114L178 112H176V111L180 112ZM57 109H58V111L60 110L61 113L57 112ZM20 110H23V111H20ZM132 110H138L141 114L145 113L144 114L145 118L143 117L144 115L142 114L143 115L142 116V122L146 123L145 126H146V128H148V129H146L147 132H145L146 130H144V129H140L141 127H144V123H141L142 124L141 126H139L138 124H137V126L135 124L131 125L128 122L125 123L127 128L131 129L129 131H127L126 128H125L126 129L125 130L124 127H118L116 124H114L115 123L114 122L115 117L116 118H122V119L124 118L128 121L130 118V113ZM153 110H154V112H153ZM52 111H54V112H52ZM194 111H196V112H194ZM191 112H194L193 113L194 115L193 114L191 115V117H193V118L189 117V114H191ZM156 113L158 115H156ZM197 113L201 114V115H198ZM184 115H186V114H184ZM235 116L236 115H234V117ZM3 118L4 117L2 116L1 111H0V119H3ZM166 118H169V119H167V121H166ZM195 119H197V120H195ZM225 120H226V116H225ZM147 121H149V122H147ZM194 121L196 122V124H194L195 123ZM32 122L34 125L32 124ZM56 122H57V124H55ZM202 122L206 123L204 126L205 129H203L204 127L201 124ZM176 123H179L178 124L179 126L176 125ZM127 124L129 125V127ZM174 124L177 128L176 129L177 131L175 130V127H173ZM36 125H38L39 127ZM79 125L81 126L80 127L81 129H79ZM188 125L190 126V128L188 127ZM251 127L247 126V131L249 129H251ZM136 128H137V130H136ZM240 128L242 129L241 126H240ZM94 129H95V131H94ZM255 129H257L256 131H258V130H261L262 128L259 129L257 127ZM64 130H65V132H64ZM91 130L94 131L95 134L91 133ZM142 130H144V131H142ZM262 130L260 131V133L258 131L257 134H253V137L256 136L255 137L256 139L260 138L264 132V130L263 131ZM130 131H133L134 133L132 132L133 134L132 133L130 134ZM250 131H253V133H254V128L251 129ZM70 132H72V133H70ZM118 132H119V134H118ZM178 132H179V134H178ZM46 133H47V135H46ZM52 134H55V132ZM72 134H73V136H71ZM116 134H118V135H116ZM86 135L88 136L89 139L86 137ZM134 135H137V137ZM146 135H148V136L145 138ZM138 136H140L141 138ZM188 136L192 140H190L188 138ZM193 138H195V139H193ZM255 138H252V140H251L252 143H250V145H249V149L253 150V151H251L252 152L251 157L256 155V150H254L253 148L256 149L258 143H257V140H254ZM86 139H88L87 140L88 143L87 142L85 143ZM95 139L96 140L100 139L101 141L100 140L96 141ZM14 140L18 141V138L14 137ZM78 140H79V142H78ZM90 140H91V142L89 143ZM218 142L219 143L221 142L220 144H222L223 147L220 146ZM95 143H97L98 146H97V144L95 145ZM155 143H154V145H155ZM53 144H55L54 141L50 146H53ZM83 144H86V145H83ZM88 145H90L91 147H88ZM92 147H94V148L91 149ZM25 151L19 150V152H23V153ZM89 153H91V156ZM92 154H93V156H92ZM211 154H212V156H211ZM118 155L120 157L121 156L122 157L120 158ZM160 155H162V156H160ZM22 157L24 158L25 154ZM27 157L24 158L26 160V162H28ZM118 157H119V159H118ZM44 158H45V156H44ZM56 158L57 157H52L51 166H53V169L55 172H58L60 169L63 168V163L60 166L59 162H61V161H59L58 158L57 159ZM96 159H97V161H96ZM115 159H116V161H115ZM186 159L187 158L180 159L177 163L178 167L180 168L181 174L184 173L182 168H190L191 167V164H190L191 159H189V160H186ZM118 160H120V161H118ZM145 161H146L147 165H146ZM247 161H250V160L248 159ZM98 164H99V166H98ZM92 167H94V168H92ZM145 168H146V170H145ZM88 169H90V170L88 171ZM109 169H111V170H109ZM153 171H155V173ZM216 171H218V172H216ZM213 174H214V172H213ZM29 179L31 181H29ZM82 179L80 178V182L82 181ZM43 180H45V181H43ZM46 180H48V181H46ZM140 180H142V183L140 182ZM28 181H29V183H28ZM82 182H84V181H82ZM48 184L51 185L53 188L51 186H49ZM80 185L81 184L78 183V186H80ZM210 186H211V192H212L211 195L209 193L210 192L209 191ZM50 188H51V190H50ZM36 189L34 191H36ZM44 189H46V190H44ZM213 189H214V191H213ZM33 193L28 194V199L34 205V204L38 203V202L34 203L37 200L35 198H37L38 196H36ZM220 198H221V200H220ZM195 199H197V197H195ZM217 199L222 201V202L218 201ZM210 203L208 204L209 206H210ZM208 205H207V207H209ZM46 207H48V208H46ZM138 208H140V209H138ZM142 209L144 211H142ZM130 214H132L131 216H134V217L132 218L130 216ZM128 217H130V219H132V221H134V222L131 221L132 223H130V221H129V223H128L127 221H125L126 219H124V218H127L128 220H130ZM134 218H135V220H133ZM135 221H137V222H135ZM122 223L124 224V226ZM109 224H111V225H109ZM182 224L183 225L185 224L184 225L185 227L182 226ZM127 225H129L130 228ZM133 225H135V226H133ZM116 226L119 229V231H116V230H118L116 228ZM143 226L144 227L146 226L150 231L147 233V231H146L147 228L145 227L146 229H143L144 228ZM57 227H59V229ZM137 227L139 230L136 229ZM181 227H182L181 228L182 231L185 230V232L183 231L185 234L190 235V230L187 227L185 222L181 223ZM112 228H114V230H111ZM126 228H128V229H126ZM127 230H130V232L127 233L126 232ZM135 232H137V233H135ZM178 232H179V236H178ZM126 233L130 234L127 237H130L132 235L130 237L131 240H129V238L126 237ZM138 234H140L141 236L143 235L142 237L150 235L149 238H151L152 241L154 242V247L152 248V251H150V253H149V251H146V249L143 246L142 247H136V245H134L136 243L138 246H141V245H139L138 242H136L139 240V238H141V236L139 237ZM133 236H135V238ZM180 236H181V238H180ZM4 238H5V240H4ZM133 238L134 239L137 238L136 241L133 240L135 243L132 242ZM101 239H102V241H101ZM155 240H157V241H155ZM126 241H128V242H126ZM1 242L2 243L4 242V245ZM7 242H8V239L6 237H3V238L0 237V243H1L0 248H2V249H0V250H2V251H0V253H1L0 254V263L1 264H10V263L13 264V262H14V264H16L17 261H19V259L17 261L16 260L10 261V262L8 261L12 257L14 259L15 256H14L13 252H11L10 247L8 246L9 243H8V245H6ZM64 243L66 246L64 245ZM102 243H104L106 245V247L104 246L106 250L103 252V254H105V252L107 251L106 252L107 255L106 254L105 255L99 254L98 250H100V247L103 246ZM131 243H133V244H131ZM67 244H69V245H67ZM71 244H75V245L73 246ZM77 244H78V246H77ZM128 244H130V245H128ZM109 245H111V246H109ZM75 246L77 248H79L80 251L82 250L83 253L85 252L84 255H81L83 253L80 251L78 253L73 251L74 250L73 248ZM55 247H59V251H58V248H55ZM80 247L82 249H80ZM7 248H8V250H5ZM60 248L65 249V250L67 249V250L63 251ZM9 249H10V251H9ZM112 249H113V251H112ZM143 249H144V251H143ZM7 251L9 252L8 254L10 255V257L8 256L9 258H6L8 263H6V259H3L4 256L5 257L7 256L6 255ZM61 251L64 252V255H62L63 252L61 253ZM67 252H68V255H66ZM144 252H146V253H144ZM3 253H4V256H3ZM117 253L120 255H118ZM12 254H13V256H11ZM110 254H112V255H110ZM72 255H74V256H72ZM80 255L82 257L84 256L83 260H80L81 258H78ZM94 256H96L97 259H95ZM113 256H115V257H113ZM180 257H182V258H180ZM111 260H112V263H111ZM83 264H85V263H83Z\"/></svg>",
	"mask_w": 264,
	"mask_h": 264
}]
</instances>
